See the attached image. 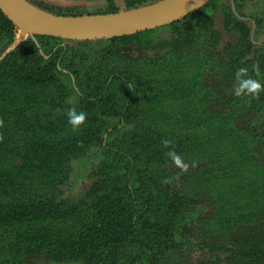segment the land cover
<instances>
[{
  "label": "trees",
  "instance_id": "trees-1",
  "mask_svg": "<svg viewBox=\"0 0 264 264\" xmlns=\"http://www.w3.org/2000/svg\"><path fill=\"white\" fill-rule=\"evenodd\" d=\"M217 1L210 0L194 14L165 25L173 30V34L160 45L171 48L169 59L173 61L174 57L176 65L167 66L175 77L174 82L165 80L162 84L176 89L162 90L161 95L156 88L158 81L149 78L146 69L138 67L128 68L124 75H111L94 90L85 91L77 65L73 62L69 67H63L69 48L59 44L63 38L55 36L38 35V43L31 37L0 61V167L11 158L19 160V156L22 162V166L15 163L18 167L12 173L0 168V264L19 261L35 264L34 260L45 256L56 264H123L121 256L128 253L132 264H147L165 254L172 243L195 248L203 244L211 254L220 250L231 252L233 258L264 260V249H255L249 244L241 246L239 242L236 248H228V242L215 237L207 240L206 234L203 242H196L189 232L196 219L211 227L221 226V230L250 223H257L256 229L264 230V209L258 213L248 204H241L247 191L264 193V50H261L264 44L255 38L252 43L254 30L251 23L256 16L247 14V0H230L231 7L227 8L228 26L241 32V43L229 45L219 53L215 51L218 34L213 32L209 38L203 31L201 34L193 32L191 22L212 16ZM144 2L126 0L128 9ZM117 11L119 9L113 8L108 12ZM159 28L105 40L115 46L120 41L140 39ZM18 32L19 28L0 9V56ZM52 40L56 44H52ZM254 46L262 51L258 61L250 57L255 58L253 53L257 54L252 49ZM199 53L201 56L194 60L209 72L208 75L217 78V82L206 85L203 74L194 80L189 89L195 92L197 103L191 107L190 98L182 96L188 100V105L178 111L182 120L173 122L169 115L177 111H166L160 106L159 98H179L180 89L185 87L178 77L184 59ZM210 60L234 76L233 81L238 79V85L244 80H252L261 88L255 93L244 90L237 95L238 90L232 89L229 76L228 82L223 83L225 76L218 77L212 72ZM159 61L153 60L155 64ZM9 78L24 83L26 93L43 80L48 83L49 95L43 96L44 87L38 86L35 96L45 101L44 106L49 111L45 115L49 116L57 108L64 107L57 103V97H62L59 91L67 81L71 101H74V104H68L69 108L82 111L88 117L76 129L77 135L72 139L60 137L69 129L68 120L60 125L48 122L44 126L38 123L39 114H25L19 110L20 106L12 111L8 108L11 105H3L6 101L2 97L8 94L15 95L8 98V102L25 97V93L7 83ZM171 83L174 84L171 86ZM116 85L122 88L123 97L114 100L115 105L106 111L105 108L110 107L106 98L112 97L110 93ZM153 92L154 95L149 94ZM143 104H150L152 108ZM14 114L15 120H10ZM204 120L215 121L211 128L219 125L218 138L228 140L231 135L237 140L231 149L241 151L238 157L230 156L228 164H221L222 145L215 141L209 146L204 139L195 136L193 123ZM34 128L54 138L41 146L42 153L49 148L59 157L55 164L68 163L64 168L54 170L52 176L61 182L69 181L74 170L71 164L82 161L90 167L95 178L89 190L77 197L59 199L56 193L30 187L36 183L30 173L36 155L32 153L38 145ZM173 155L180 158L179 164ZM55 160L56 157L52 161ZM170 164L174 169L168 171ZM247 164L253 165L257 174L255 180L246 185V190L233 184L225 192H215L210 186L212 182L235 177ZM175 178L187 185L199 183L204 178L207 185L200 183L199 190L182 193L176 191ZM260 197L256 205L264 208L261 192Z\"/></svg>",
  "mask_w": 264,
  "mask_h": 264
},
{
  "label": "rangeland",
  "instance_id": "rangeland-1",
  "mask_svg": "<svg viewBox=\"0 0 264 264\" xmlns=\"http://www.w3.org/2000/svg\"><path fill=\"white\" fill-rule=\"evenodd\" d=\"M29 1L40 8L42 7L44 10L50 11L58 15H87L109 13L108 11L113 8H117L119 9V11H122L128 7L127 4L124 5L125 0ZM157 1L160 0H145L143 5H148ZM247 1L248 2L246 3L245 7L247 8V10L249 9L247 12L249 17H253V15L256 16V19L258 17V21L255 19V17H253V22L251 23L254 30V33L251 37L252 43L255 42L253 40V38H255V40H257L259 43L264 44V0ZM230 3V0H218L216 5V11L212 16L200 22H191L193 32L195 30L198 34H201V32L203 31V34L207 35L209 38H212V35L214 34L213 32L219 35V41L216 44L215 48V51L219 53L225 50L229 45L232 46L236 43H241V41L239 42L241 38V32L233 30L228 26L227 16L229 10H227V8L231 7ZM232 8L234 10V7ZM172 34L173 30L171 28L167 26L161 27L153 33L146 34L142 36V38L140 37V39H131L130 41L127 40L118 42L117 44H115V46L117 45L116 50H113V47L115 46H113L111 42L105 39L93 40L88 42L62 39L60 40L59 44L66 45L69 48V52L67 53L68 55L63 67H69L70 64H72L73 62L77 65L76 67L78 68V71H80V74L78 76L82 81V86H85V91L94 90L104 81V79L108 78L111 75L126 74L125 71H127V69L130 67L144 68L147 70L146 74H149V78L156 79L158 81V86L156 88L157 92L161 95L163 93L161 92L162 90L170 92V90L176 89V87L172 86V84L174 83H171L172 87H168L167 85L162 84L165 80L166 82H174L173 79L175 78L174 75L170 73L169 69L167 68V66L170 67V65H176V63H174V57L173 61L169 59V57H172L169 56L171 48L165 45H160V43L167 42L171 38ZM30 38V34L23 33L19 30V32L15 36L13 43L9 46V48L6 49L5 52L1 54L0 61L4 59L7 54L13 51L18 45L22 44L26 40H29ZM147 41L150 42L147 43ZM51 42L52 44H56V41L52 40ZM252 49L254 51L256 50L257 54L253 53L255 54L253 55L255 56V58L252 56L250 57L258 61L260 59L262 51L257 50L255 46L252 47ZM261 50H264L263 46ZM191 55L192 56H187L184 59L185 62L183 63V67L179 71L178 77L181 78L185 86L182 90L180 89L179 98H176L175 96H173L174 99L169 100H163L159 98L160 106L165 107L166 111H177L176 113H172V115H169L170 117L172 116L173 122H178L182 120V118L178 114V111H182L184 107L188 105V100L186 98H182V96H188L190 98L189 101L192 102L191 107H194V104L197 103L195 99L197 97L194 96L195 92L189 89V85L192 84L194 80L200 78V76L203 74L205 75L204 79L206 81V85H212L217 82V78H215L211 74L208 75L209 72H207L204 67L199 66L198 63L194 60L195 58H198L199 55L201 56V53L197 55ZM156 59H160L158 64H155L153 62V60ZM176 60L178 59L176 58ZM209 62L213 66L212 72L218 74V77L219 75L225 76L222 79L223 83L225 81L227 83L229 80L232 89H234L235 91L239 89L238 79H236L237 81H233L234 76H232L228 72L226 73V70L224 68L215 66L214 60H210ZM228 76L229 79L227 80ZM239 77L241 76L239 75ZM6 79L2 80L5 81ZM7 83H9L13 89H18L25 93L24 98L16 101L14 99V101L8 102V98L15 97V95L12 94H8L6 95V97H2L5 98L6 101V103H4L3 105H11V107H8L10 108V110L14 111L17 107L20 106L19 110H21L25 114L29 112H34L36 115L39 114L38 123H41L44 126H46L48 122H55L54 124L60 125L63 123L64 120H68L67 117L68 112L70 110L68 104H74V101H71V88L67 86V81L64 82L62 86L63 89L59 91L61 92L62 97H57V103L64 105V107L61 109L57 108V110H54L50 116L45 115L49 112L46 109L47 107L44 106L45 101L39 100V97L35 96L38 91L36 90V88L38 86H43V91H40L43 96L47 97L50 93L48 92V87H50L48 83L43 80L41 81L40 85H34L28 93H26L27 90H25L26 87L24 83H17L11 78L8 79ZM216 87L217 86H215L214 89L218 90L216 89ZM199 88L200 87H198V89ZM218 88H220L219 85ZM121 89L122 88L120 86L116 85L115 90L110 93L112 97L110 98L108 96L106 98V102H108V106H110L105 108L106 111L110 110L111 107L115 105V103L113 102L114 100L118 101L117 98L123 97V94L120 92ZM149 94L154 95V92ZM139 106H141V102L139 103ZM144 106L152 108V105L150 104ZM159 110H162L161 107H159ZM11 117L12 118L10 120H15V114L11 115ZM168 119L169 117L166 118L167 121ZM18 120L19 119H17V122ZM212 124L214 126L215 121H212L210 123L209 121L204 120V122L201 121L198 123H193L195 136L204 139L205 143L209 144V146L215 141L218 145H222L223 156L221 157L220 163L228 164L230 156L232 158H236L241 153V151L239 152L237 150L231 149V147L235 145L237 140L232 138L231 135H229L228 140L222 137L218 138L216 130L219 129V125H215V127L211 128ZM68 127L69 129H67L60 135L61 138L67 137V139H72L77 135V131L73 130L72 126L69 123ZM221 128L223 129L222 126ZM34 132H36V135L38 136V140L36 141L38 145L32 153H36V155L34 157V166H32V170L30 173L33 177L34 183H36L30 184V187L38 191L42 189L41 192H51L53 194L56 193L59 195V199L77 197L80 193L89 190L95 178L91 174L92 172L90 167L83 165L84 163L82 161H78L76 164H71L74 170L69 177V181L66 180L61 182L60 180L55 179V176H52L54 174V170H56L57 168H64L68 163L66 165L64 162L60 163L62 165L55 164L59 157L55 155L56 152H53V150H49V148L48 151L45 150V153H42L44 143L47 140L51 141L54 138L52 137V135H46L44 131H37L35 128ZM226 136L227 134L225 135V137ZM240 143L241 139H239V144ZM42 145L43 147H41ZM202 147H205V145H203ZM40 151L41 154L39 156L38 152ZM55 157L56 160L53 162L52 160ZM17 158L19 159L17 161H14V159L11 158V160L1 165L2 167L0 168L6 173H12L16 170V167H18L15 165L16 162L19 163L18 165L22 166L21 156ZM70 162L71 161H69V163ZM172 169H174V165L170 164L167 170L171 171ZM255 170L256 169L253 167V165L247 164L246 166L241 168L240 172H237V175H235V177L225 179V181H221L218 183L212 182L210 186L212 187V189H214L215 192H225V190L231 188L233 184H238L237 187H242L241 190H246V185L252 183V180H255V174H257ZM174 182L176 191L182 193H189L193 190H199L202 185L200 183L207 185V181L204 178H202L199 183L195 181L193 183H189L188 185L183 181H177L176 178L174 179ZM260 192L263 196V191ZM260 192L252 193L251 191H247L244 198H242L244 200H241V204H248L250 208L254 209L255 212L259 213L264 209L262 206L256 205V203L259 202V200L261 199ZM222 212H225L224 209L222 210ZM195 221L196 222H193L194 225H192L189 229V232L191 233L192 239L196 242H203L201 240H205L206 234L207 240L211 237H215L218 239H222L225 242H228V248H236L239 242L241 246H248L249 244L252 248L264 249V230L263 228L257 230V223H250L241 226L237 225L231 230H221V226L211 227L210 225L198 222L197 219ZM208 242H210L209 244H214V242L212 241ZM204 246L205 245L201 244L195 248L194 246L187 244L178 245L177 243H172V245L169 246V250L165 254L156 257L153 263L148 262L147 264H264V260H255L249 258L241 259L242 256H236L233 258L231 252L228 251L219 250L216 253L211 254L209 252L208 247ZM121 260L124 261L123 264H132V258L129 253L128 255H122ZM34 263L56 264L52 261V259H49L46 256L44 257V259L41 258V260H34ZM13 264L23 263L19 261L13 262Z\"/></svg>",
  "mask_w": 264,
  "mask_h": 264
},
{
  "label": "water",
  "instance_id": "water-1",
  "mask_svg": "<svg viewBox=\"0 0 264 264\" xmlns=\"http://www.w3.org/2000/svg\"><path fill=\"white\" fill-rule=\"evenodd\" d=\"M210 0H160L127 10L87 15H58L29 0H0V9L20 31L37 36L93 41L133 35L194 14Z\"/></svg>",
  "mask_w": 264,
  "mask_h": 264
},
{
  "label": "clouds",
  "instance_id": "clouds-1",
  "mask_svg": "<svg viewBox=\"0 0 264 264\" xmlns=\"http://www.w3.org/2000/svg\"><path fill=\"white\" fill-rule=\"evenodd\" d=\"M241 72L243 69L240 70ZM239 77V73L237 74ZM261 88V85L258 82L252 80H244L240 83L237 95H240L244 90H247L248 93H255ZM86 114L84 112H77L75 108H72L68 112V123L72 126L73 130L78 129L85 121ZM173 159L177 164L180 163V158L173 155Z\"/></svg>",
  "mask_w": 264,
  "mask_h": 264
},
{
  "label": "crops",
  "instance_id": "crops-1",
  "mask_svg": "<svg viewBox=\"0 0 264 264\" xmlns=\"http://www.w3.org/2000/svg\"><path fill=\"white\" fill-rule=\"evenodd\" d=\"M126 4V0L124 1V5ZM142 6V5H141ZM128 9V7L125 9V10H127Z\"/></svg>",
  "mask_w": 264,
  "mask_h": 264
}]
</instances>
